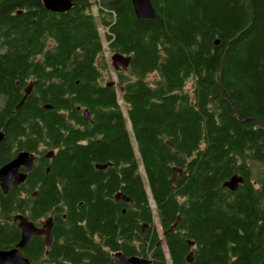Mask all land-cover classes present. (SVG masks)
<instances>
[{
  "label": "flooded vegetation",
  "instance_id": "af4514ba",
  "mask_svg": "<svg viewBox=\"0 0 264 264\" xmlns=\"http://www.w3.org/2000/svg\"><path fill=\"white\" fill-rule=\"evenodd\" d=\"M39 1L36 6L20 8L10 6L15 0H0V170L18 160L15 174L12 172L6 177V181L15 184H10L4 192L0 183V251L12 250L25 241L17 251L28 264H91L96 258L100 264H117L116 254L156 264L154 257H160L161 253L168 264L172 263L171 255L183 258L179 264H196V257L205 249L204 244H216L217 236L223 234L224 257H247L243 247L259 243L249 234L244 235L237 222L247 218V213L252 215L254 209H261V206L245 204L246 200L251 201L247 187L254 192L261 189L258 174L251 173L246 182L240 174H233L242 179L233 191L223 187L233 175L222 183L227 191L224 199L228 206L216 229H210L211 200L199 194L202 186L192 200L185 194L175 197L179 212L186 209L193 214L187 216L191 221L194 219L193 238H187L190 226L183 227L179 212L165 228L159 206L147 185V206H137L136 200L128 194L133 191L136 140L130 118L132 110L123 93L126 85L133 91L137 90L136 86H142L152 92L151 98H163L165 94L159 95L157 91L164 79L153 71L148 72L147 62L136 56L135 51L121 54L130 58L128 68L115 69L111 62V73L116 77L110 80L99 74L95 76L97 90H112L114 103L120 108L103 109L93 96L87 97L80 92L83 81L77 77L84 76L85 65L71 60L70 47L66 48V43L60 46V37L56 35L68 30V20L79 10L83 11L78 15L79 22L86 15L93 18L91 29L94 33L100 34V29L103 34L109 31L110 27L100 25L101 16L106 13L99 12L101 0L83 3L68 0L71 8L64 13L47 8L45 0ZM127 1L138 21H151L139 20L132 0ZM229 1L211 0V12L221 6L224 15ZM117 4L114 0L106 3L112 7ZM216 42L218 46L220 41ZM98 59L102 66L101 57ZM99 64L96 63L97 67ZM188 83L192 92L193 80L188 78L184 87L173 94L186 92ZM75 88H80L79 93ZM224 95L227 97L225 92ZM131 98L133 100V96ZM54 99H59L61 106L49 103ZM159 128L165 130L162 126ZM167 142L163 138L165 145ZM204 148L201 142L190 157L180 152L175 155L182 164L171 170L170 180L173 169L180 171L174 182H170L172 185L189 176L192 160H197V154ZM76 150L80 152L79 161ZM96 154L103 155L97 157ZM67 156L75 161L71 175L64 176L63 170L58 168L56 175L49 179L55 165ZM207 162L212 160L206 158ZM196 172L200 177L201 168ZM139 174L145 178L142 165ZM77 181L81 187H76ZM200 184L196 179L195 186ZM55 191L57 200H49ZM44 192L48 198L39 201ZM76 197L82 200L75 201ZM90 200L96 206L94 216L86 205ZM237 201L239 204L233 205ZM148 215L149 221H143ZM92 221L94 224H90ZM176 234L179 239L173 241Z\"/></svg>",
  "mask_w": 264,
  "mask_h": 264
},
{
  "label": "trees",
  "instance_id": "16d2710c",
  "mask_svg": "<svg viewBox=\"0 0 264 264\" xmlns=\"http://www.w3.org/2000/svg\"><path fill=\"white\" fill-rule=\"evenodd\" d=\"M110 1L101 0L102 5L98 7L103 9L99 12H106L101 16L100 25L110 27L103 35L92 31L93 18L90 15H86L82 22H79L78 15L83 14L82 10H79V13L71 12L73 15L68 20V30L60 31L56 35L60 37V46L66 43V48L70 47L71 60L85 65L84 76L77 77L83 81L80 82L82 89L80 91V88H75V92L80 91L87 97L93 96V100L99 101L103 109H120L118 104L114 103L112 90L106 88L98 91L94 84L96 74L107 78L106 71L110 70L108 60L104 58V50L120 54H128L133 50L136 56L144 58L147 62L148 72L153 71L164 79L157 91L159 95L165 94L163 98H151L152 92L142 86H136L135 91L131 90L129 85L125 86L123 97L129 104L128 108L132 110L130 118L136 140L133 191L128 194L136 200L137 206L145 207L147 185L156 205L159 206L163 225L167 228L179 212L175 197L185 194L192 200V197L198 195V188L202 186L199 194L207 195L211 200L209 206L212 208V216L209 222L212 223V230L222 223L225 207L228 206L224 199L227 197V191L222 188V183L235 173L240 174L246 182L251 173L256 172L261 189L254 192L250 186L247 187L251 201L246 200L248 202L245 204L261 206V209H254L252 215L247 213V218L241 219L242 222L237 224L242 227L244 235L249 234L259 244L243 247L247 257H224L223 234H220L216 244H204L205 249L200 257H196V264H263V1L230 0L223 15L221 6H217L214 13L211 12V0H152L155 18L147 23H142L134 17L127 0H114L118 3L114 7L106 5L107 2L110 4ZM38 3L39 0H15L10 6L21 8L36 6ZM79 31L85 33L79 34ZM113 38L115 40H112ZM217 40L220 43L215 46ZM77 48H80L79 52H74ZM98 57H101L102 66L99 59L97 60ZM96 63L99 64L98 67ZM188 78L193 80L191 95L184 91L180 95L173 94L184 87ZM49 103L61 106L59 99L50 100ZM117 125L121 127V123ZM160 126L165 130H161ZM164 132L165 135H161ZM163 138L173 143L175 149L187 157L196 151L195 148L201 142L205 146L203 152L197 154L198 159L192 160L189 176L177 180L174 185L170 183L171 170L182 163L163 143ZM75 154L79 161L80 152L76 150ZM96 155L101 157L103 154ZM206 158L212 162L206 164ZM73 163V158L67 156L55 165L49 179L56 175L58 168L63 170L64 176H70ZM140 165L144 168L145 178L139 174ZM198 167L202 170L200 177H197ZM79 168L77 166L76 169ZM196 179L201 183L198 187L195 186ZM75 185L82 186L79 181ZM46 196L47 193L44 192L39 201L46 200ZM236 197L239 198V193ZM48 199L57 200L56 191ZM80 200L82 199L79 197L75 198V201ZM91 200L86 205L94 216L96 206ZM190 204L191 202L189 206ZM238 204L237 201L233 205ZM179 214H182L183 227L186 224L190 226L187 238H193L194 219L191 221L187 218L193 214L187 213L186 209ZM149 219L148 215L143 221ZM137 231L138 228L135 233ZM178 237L177 234L174 235L173 241L179 239ZM170 259L171 264H179L183 258L171 255ZM154 262L168 264L164 253H161L160 257H154ZM91 264L100 262H97L96 258Z\"/></svg>",
  "mask_w": 264,
  "mask_h": 264
},
{
  "label": "water",
  "instance_id": "95a60500",
  "mask_svg": "<svg viewBox=\"0 0 264 264\" xmlns=\"http://www.w3.org/2000/svg\"><path fill=\"white\" fill-rule=\"evenodd\" d=\"M132 3L134 6L136 17L139 20H151L152 21L155 18V11L152 7L151 0H132ZM45 5L50 10H53L55 12H62V13L67 12L71 8V3L68 0H45ZM216 44H217V42H216ZM111 62H112V66L115 69H118L119 66H121L123 68V70H125L129 66L130 58L125 57L121 54H113V56L111 57ZM87 115L89 116V114H87ZM166 145L168 146V148L171 149L172 154H174V155L180 154L177 150H175V146L173 143L168 141ZM17 163H18V160L16 159L12 163H10L6 167H4L2 170H0V183H1V186L4 190V192H6L7 187L10 184H15V182L6 181V177L9 173L14 172V174H15V170L18 167ZM177 172L180 173V171H178L176 168L173 169V172H172L173 176L170 180L171 183H173L175 178L177 177V175H176ZM179 175H182V174H179ZM240 182H242V179L240 177H238L237 175H233L228 181H226L223 184V187L228 188L229 190L233 191L236 189L237 184ZM24 244H25V241H22L16 246V248H14L12 250L0 251V264H5V263L28 264L26 262V260L19 257L18 251H17V248L23 247ZM190 258H192V257H190ZM115 260H116L117 264H147L146 262H144L138 258L128 259L126 257H123L120 254L115 255ZM190 262H191V260H190Z\"/></svg>",
  "mask_w": 264,
  "mask_h": 264
},
{
  "label": "rangeland",
  "instance_id": "374dc122",
  "mask_svg": "<svg viewBox=\"0 0 264 264\" xmlns=\"http://www.w3.org/2000/svg\"><path fill=\"white\" fill-rule=\"evenodd\" d=\"M103 29H100V34L103 35ZM104 40V39H103ZM106 43H104V46H105ZM113 56L112 53H109L107 50H104V58H106L108 61V67H109V71H106L108 73V76L107 78L112 80L114 78V76L116 77L117 75L115 73H111L112 71V68H111V57ZM125 56V55H124ZM126 57V56H125ZM185 91L191 95V84L188 83L186 86H185Z\"/></svg>",
  "mask_w": 264,
  "mask_h": 264
}]
</instances>
